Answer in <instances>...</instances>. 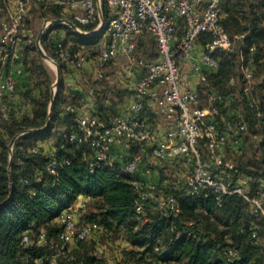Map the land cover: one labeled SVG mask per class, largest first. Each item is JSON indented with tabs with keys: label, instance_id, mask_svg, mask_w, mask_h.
<instances>
[{
	"label": "trees",
	"instance_id": "trees-1",
	"mask_svg": "<svg viewBox=\"0 0 264 264\" xmlns=\"http://www.w3.org/2000/svg\"><path fill=\"white\" fill-rule=\"evenodd\" d=\"M13 1L0 0V5L7 4L8 8ZM224 8L222 23L227 32L244 36L243 54L254 82L246 92L240 51L218 50V67L204 68L207 83H200L197 89L201 96L204 88L225 99L217 116L221 128L227 120H238L240 114L244 117L247 130L237 140L231 139L224 152L226 159L234 163L233 181L246 177V191L253 196L264 181V0H227ZM33 10L45 19H70L83 31L93 32L98 25V20L83 25L56 5L38 3ZM107 11L103 2L105 21ZM100 37L101 33L82 35L65 24L53 26L43 34L42 45L62 72L51 112L54 80L49 69L34 43L21 52L17 65L22 71L16 76L15 91L6 99L10 113L0 129V264H38L37 259L51 252L59 242L63 229L59 216L80 196L87 197L94 208L82 213L77 221L97 222L99 229L93 238L77 243L76 260L69 264H94L96 257L81 251L86 241L95 243L100 237L108 241L115 257L118 256L108 264H227L229 246L239 254L229 264H264V217L255 216L244 197L237 193L218 195L205 187L192 194L185 185L186 169L180 159L157 161L148 145H139L129 154L141 152L143 167L152 171L146 178L156 185L140 221L135 209L138 195L129 178L104 164L92 170L91 147L64 138V132L77 130L74 114L67 106L78 105L82 93L72 92L67 99L64 83L65 72L69 70L57 58L55 45L62 41L71 50L81 46L91 50L93 46H101ZM207 39L203 36L200 44ZM138 50L144 59L158 56L156 40L148 31L140 37ZM92 55L95 52L89 57ZM87 70L84 71L90 76ZM102 81L85 87L93 90L96 114L109 120L118 112L128 89L114 90L117 99H112L108 97L109 87ZM40 128L44 129L25 133ZM254 140L258 141L257 146ZM52 160L57 163L56 173L47 168ZM170 195L178 201V213L158 207L159 199ZM82 208L85 209V204ZM188 229L193 232L191 237L186 235ZM254 230L260 235L258 241L252 237ZM43 232L47 243L40 240ZM178 232L181 235L177 238ZM24 235L29 236L28 244L24 243Z\"/></svg>",
	"mask_w": 264,
	"mask_h": 264
},
{
	"label": "built area",
	"instance_id": "built-area-1",
	"mask_svg": "<svg viewBox=\"0 0 264 264\" xmlns=\"http://www.w3.org/2000/svg\"><path fill=\"white\" fill-rule=\"evenodd\" d=\"M226 1L14 0L7 8V16L0 18V63L11 64L8 71L0 69V129L10 113L6 99L15 91L16 76L22 71L17 62L21 58V42L29 35L23 29L28 11L32 4L38 3L60 6L83 25L98 20L95 30L100 29L98 34L101 33V46L95 58L89 57L90 52H86L84 46L71 50L62 41L56 43L57 58L71 73H81L92 63L91 79L102 81L110 64L127 59L122 79L128 94L118 112L109 120L97 115L95 96L89 88L79 97L78 105L67 106L74 114L77 130L66 131L63 136L70 142L91 147L94 151L92 170L104 164L129 178L138 195L135 204L138 219H143L145 205L156 190L155 183L146 178L152 171L143 167L141 152L129 154L139 145H148L152 158L157 161L180 159L186 169L184 179L190 193L194 194L201 187L218 195L237 193L250 202L255 216L264 217V181L253 196L249 195L248 179L241 176L234 182V163L225 157L229 141L237 140L247 130L244 117L240 114L238 120H227L221 128L217 116L225 99L208 89L204 103L197 86L192 84L193 76L197 77L198 84L207 83L204 68L218 67L216 52L225 50L240 51L244 89L248 92L252 87L253 74L243 54L244 36L229 34L222 23ZM103 2L107 4V21ZM146 31L156 40L158 56L155 59H144L137 53L139 39ZM203 36L208 39L202 45L199 41ZM47 168L56 173V161L52 160ZM74 207L82 208L84 204L62 212L59 242L51 252L37 259L38 264L74 262L77 243L97 234L98 223L77 221ZM158 207L180 211L173 195L161 197ZM180 235L178 232L176 237ZM186 235L191 237L192 230L188 229ZM39 237L44 243L48 242L45 232ZM252 237L256 241L260 239L257 230ZM23 240L28 244L29 236L24 235ZM238 258L237 249L229 246L227 264Z\"/></svg>",
	"mask_w": 264,
	"mask_h": 264
},
{
	"label": "rangeland",
	"instance_id": "rangeland-1",
	"mask_svg": "<svg viewBox=\"0 0 264 264\" xmlns=\"http://www.w3.org/2000/svg\"><path fill=\"white\" fill-rule=\"evenodd\" d=\"M0 6H2V7H0L1 8L0 18L6 17L7 16V4H2ZM30 8H31V10H30L29 16L25 19V23L23 25V29H25L26 33H28L29 35L26 39H23V41L21 42V52L22 53L24 52L23 49H25L26 45H31L33 43L36 45L37 38H38L42 28H43L45 20H46L45 18H43L41 16V13L36 12V10L35 11L33 10L34 8H38V4H32ZM64 31L65 30H63V32ZM100 39H101V37H100ZM41 45H42V42H41ZM42 47H43V45H42ZM99 48H100L99 45H96V46H93L91 50H85V51L88 53L90 52L91 54H93V52H95V55H92V58H95V57H97V55L99 53ZM33 53L34 52H30L31 55H33ZM137 53L141 58H143L141 51L138 50ZM43 60L46 64V66L48 67L49 72H50V74L54 80L53 86H52V89H53L56 86V80H57L56 67L54 66V64H51L49 61H46L45 59H43ZM126 63H127V59L122 58L120 60V63L110 64L108 66V69H107L106 78L102 82H100L103 85L109 87L108 88L109 89V92H108L109 98L117 99L116 96L113 95L114 90L124 89V86H126L125 81L122 79V74L124 72ZM92 65H93L92 63L91 64L89 63V65L86 66L88 68V70L92 69ZM9 66L10 65H7V68ZM69 73H70L69 71L68 72L66 71L65 75H69ZM79 74H81V73H79ZM80 77H81V80L79 79V82L78 81L74 82V81H70V80L65 81L64 89L66 91L67 99L71 98L70 93L73 92L71 89L74 88L75 85H81L82 84V87H84L85 85L88 87L90 85L92 86L94 81L91 79V75L89 76L86 71L83 70ZM85 79L87 81H85ZM72 96H74V95H72ZM206 98H207V91L203 88L202 99H203L204 103H206V101H207ZM156 121H157V119H156ZM257 139H259V137ZM254 145L257 146L258 141L254 140ZM84 204H85V211L83 212V214H86V213L93 210L94 207L92 204H90V203H84ZM119 243H121V245H124L123 240H119ZM84 244L85 245H83L81 252L84 253V251H85L88 255H92V256L96 257L97 260L95 261L94 264H100V263L108 264L111 261L114 262V260L117 259V257H118V256L115 257V255H114L115 252L111 250L112 248L108 244V241H106V239H104V237L96 238L95 243L92 242L91 240H88ZM117 245H119V244H117ZM121 245H120V247H121Z\"/></svg>",
	"mask_w": 264,
	"mask_h": 264
},
{
	"label": "water",
	"instance_id": "water-1",
	"mask_svg": "<svg viewBox=\"0 0 264 264\" xmlns=\"http://www.w3.org/2000/svg\"><path fill=\"white\" fill-rule=\"evenodd\" d=\"M61 24H67L70 27H72L74 29V31H76V32H78V33H80L82 35H85V36L96 35V34H98L100 32V29L94 30L93 32H85V31H82L72 20L67 19V18H57V19H46L45 20L44 25H43V28H42V30H41L38 38H37L36 46H37V49H38L40 55L42 56V58L45 59L46 61H49L50 63H53L55 65V67H56V70H57L56 86H55V88L52 89V102H51V106H50V112L52 111V108H53V105H54L55 95L57 93V88H58L59 84L62 81V72H61V68H60L59 63L57 61H55L53 58H51L46 53V51L44 50V48L42 47L41 40H42V37H43V34H44L46 28H48V27L51 28L53 26L61 25ZM44 128L33 129V130L27 131L25 133L41 131ZM16 138L17 137H15L11 141V144H10L11 150L13 149V145H14V142H15Z\"/></svg>",
	"mask_w": 264,
	"mask_h": 264
},
{
	"label": "crops",
	"instance_id": "crops-1",
	"mask_svg": "<svg viewBox=\"0 0 264 264\" xmlns=\"http://www.w3.org/2000/svg\"><path fill=\"white\" fill-rule=\"evenodd\" d=\"M1 44V43H0ZM9 65V64H8ZM16 66V65H15ZM55 66V65H54ZM17 67V66H16ZM0 69H2V70H10L11 69V64H10V66L7 68V66H5V65H1V63H0ZM81 74H79V73H69V75H65V81H68V80H70V81H74V82H76V81H78L79 82V79L81 80ZM70 77V78H69ZM193 78V81H192V84H193V86H198L199 84H198V80H197V77H195V76H193L192 77ZM85 81H87L86 79H85ZM80 84V83H79ZM125 88V87H124ZM88 89L89 88H87V87H82V84L81 85H75V87L74 88H72L71 90L74 92H80V93H87V91H88ZM72 93V92H71ZM70 93V94H71ZM123 103H121L118 107H120L121 105H122ZM88 201H89V199L87 198V197H85V196H80L79 198H78V200L76 201V203H74V205L73 206H76V205H79V204H81V203H85V202H87L88 203ZM85 211V209H83V208H77V207H74V217H75V219L76 220H79L80 219V217L82 216V213Z\"/></svg>",
	"mask_w": 264,
	"mask_h": 264
},
{
	"label": "bare ground",
	"instance_id": "bare-ground-1",
	"mask_svg": "<svg viewBox=\"0 0 264 264\" xmlns=\"http://www.w3.org/2000/svg\"><path fill=\"white\" fill-rule=\"evenodd\" d=\"M51 64H53V63H51Z\"/></svg>",
	"mask_w": 264,
	"mask_h": 264
}]
</instances>
